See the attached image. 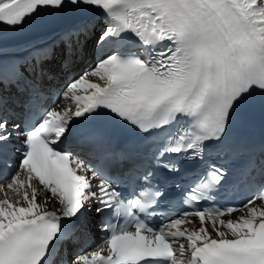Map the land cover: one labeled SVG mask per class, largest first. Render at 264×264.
Wrapping results in <instances>:
<instances>
[{
  "label": "snow or ice",
  "instance_id": "1",
  "mask_svg": "<svg viewBox=\"0 0 264 264\" xmlns=\"http://www.w3.org/2000/svg\"><path fill=\"white\" fill-rule=\"evenodd\" d=\"M44 10L99 11L107 23L66 34V60L90 47L94 63L66 86L62 99L71 103L63 108L48 106L17 61L0 59V85L17 84L27 113L17 122L0 92V163L11 167L14 142L23 141L10 182L0 184V264H264V161L257 178L251 165L234 177L212 159L213 150H235L225 141L242 106L257 95L264 100V0H0V23L19 27ZM51 55L37 49L32 58L43 63ZM108 114L155 146L136 161V191L118 190L109 174V142L73 139L80 118ZM93 155L103 159L89 162ZM205 155L191 201L227 183L247 182L251 196L240 208L156 224L155 209L170 194L167 176ZM135 156L129 147L116 160ZM40 192L47 195L38 201ZM52 199L59 211L48 208ZM93 209L101 245L58 261L56 244L68 227L61 221ZM189 216L198 217V229L182 227Z\"/></svg>",
  "mask_w": 264,
  "mask_h": 264
},
{
  "label": "bare ground",
  "instance_id": "2",
  "mask_svg": "<svg viewBox=\"0 0 264 264\" xmlns=\"http://www.w3.org/2000/svg\"><path fill=\"white\" fill-rule=\"evenodd\" d=\"M105 23H107L106 17L103 15V13H99L88 15L83 18H76L69 24L56 26L52 31L45 32L40 35L27 34L26 36L14 41V43L0 46V58L2 56H10L12 60L17 61L18 63H21L22 60H24L23 65L28 61L33 65L37 63V61L32 58L33 52H35L37 49H50L53 59L57 60L58 55L61 53L63 48L67 50L68 45L65 40V36L67 33H70L73 30L84 25H93L98 30L99 27L103 26ZM37 27L38 26H32V28L34 29ZM92 55V49L89 47L84 52H78L71 59H76L75 62L78 61V64L80 65L84 64V60H86L88 57H91ZM43 64L45 63L43 62ZM86 65L89 66V64ZM90 68L91 67H89L88 69H82V67L77 68L74 78L82 72L88 71ZM67 85L68 84L64 85L63 92L65 91ZM69 103L71 102L65 101L61 97L56 105H59L60 108H63L66 104ZM8 182H10V180H8ZM42 195H47V193L40 192L38 195V201L40 199V196ZM55 203V199L50 200V202L48 203V207Z\"/></svg>",
  "mask_w": 264,
  "mask_h": 264
}]
</instances>
